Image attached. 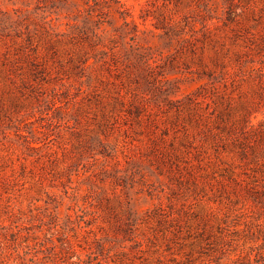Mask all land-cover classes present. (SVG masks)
I'll return each instance as SVG.
<instances>
[{
	"label": "rangeland",
	"instance_id": "1",
	"mask_svg": "<svg viewBox=\"0 0 264 264\" xmlns=\"http://www.w3.org/2000/svg\"><path fill=\"white\" fill-rule=\"evenodd\" d=\"M0 264H264V0H0Z\"/></svg>",
	"mask_w": 264,
	"mask_h": 264
}]
</instances>
